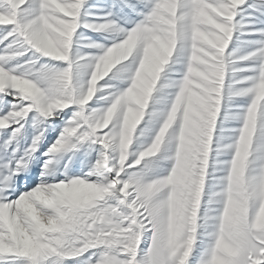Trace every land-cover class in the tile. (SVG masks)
Returning a JSON list of instances; mask_svg holds the SVG:
<instances>
[{
	"label": "snow or ice",
	"instance_id": "snow-or-ice-1",
	"mask_svg": "<svg viewBox=\"0 0 264 264\" xmlns=\"http://www.w3.org/2000/svg\"><path fill=\"white\" fill-rule=\"evenodd\" d=\"M0 264H264V0H0Z\"/></svg>",
	"mask_w": 264,
	"mask_h": 264
}]
</instances>
